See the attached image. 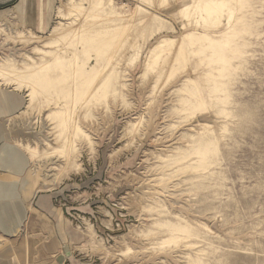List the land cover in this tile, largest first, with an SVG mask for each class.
I'll use <instances>...</instances> for the list:
<instances>
[{"label":"rangeland","instance_id":"rangeland-1","mask_svg":"<svg viewBox=\"0 0 264 264\" xmlns=\"http://www.w3.org/2000/svg\"><path fill=\"white\" fill-rule=\"evenodd\" d=\"M93 2L48 0L42 32L0 22L20 71L0 87L52 195L47 252L17 260L264 264V0Z\"/></svg>","mask_w":264,"mask_h":264},{"label":"crops","instance_id":"crops-1","mask_svg":"<svg viewBox=\"0 0 264 264\" xmlns=\"http://www.w3.org/2000/svg\"><path fill=\"white\" fill-rule=\"evenodd\" d=\"M16 2L0 7V22L16 13L27 28L38 32L47 28L48 0ZM22 107L15 89L0 87V238L7 241L0 246V264H20L17 253L26 247L33 248L34 255L47 252L52 195H47V183L32 172L35 159L26 149L32 135L14 118Z\"/></svg>","mask_w":264,"mask_h":264},{"label":"bare ground","instance_id":"bare-ground-1","mask_svg":"<svg viewBox=\"0 0 264 264\" xmlns=\"http://www.w3.org/2000/svg\"><path fill=\"white\" fill-rule=\"evenodd\" d=\"M93 4H95L96 5V3H95V0H94V2H93ZM97 7H100V3H98V5H97ZM212 7V6H211ZM68 10V9H67ZM71 10V9H70ZM80 10V8H74L73 10H71L70 11V13L72 14V13H76L77 11H79ZM65 12H67V11H65ZM59 17H61V18H64L63 16H65V14L63 13V12H59ZM68 17V16H67ZM125 17H126V19H128V17L127 16H121V21L123 22V21H126L125 20ZM129 17H130V15H129ZM133 18V17H132ZM131 18V19H132ZM127 21H129V19L127 20ZM127 23V22H126ZM63 24V23H62ZM123 24V23H122ZM121 25V24H120ZM127 25V24H126ZM115 26H117V24H115ZM65 27H63V25H58V26H56L53 30L54 31H62L63 29H64ZM118 26H117V28H116V30H118ZM66 30V29H65ZM64 31V30H63ZM127 32V31H126ZM124 33V35H127V33ZM4 34V33H3ZM32 34V33H31ZM129 34H131V33H128V36H129ZM20 35H22V34H20ZM30 35V34H29ZM131 36V35H130ZM27 37V36H26ZM31 37H33V38H39V36H37V35H34V34H32V36ZM126 37V36H125ZM10 39V38H9ZM31 39V38H30ZM131 41V40H130ZM121 42V41H120ZM165 42H168V41H165ZM118 43V42H117ZM169 43H172V45H174V40H169ZM133 47V46H132ZM174 47V46H173ZM138 48L139 47H136V45H135V52H134V54L132 55V58H134L135 57V53H136V51L138 50ZM169 50H171L170 48H169ZM172 51V50H171ZM177 52V51H176ZM53 53V52H52ZM174 54V53H173ZM56 57V56H55ZM56 59V58H55ZM75 58L73 59V63H71L69 66H68V68H69V72L72 74H74L75 72H76V70H77V68H76V64H75ZM43 62V61H42ZM58 62V61H57ZM44 64V63H43ZM42 64V65H43ZM45 64H47V63H45ZM28 66V65H27ZM39 66V69H43L44 67H42L41 65H38ZM106 68V67H105ZM37 69V68H36ZM47 70H48V68H46ZM35 69H33V68H31L30 66H28V71H30L31 72V76L29 77V78H27V81L28 82H32V81H34L33 80V78H34V74H36L35 73V71H34ZM62 70V69H61ZM104 70V69H103ZM102 70V71H103ZM106 70V69H105ZM8 72H12V73H14V74H18V73H20V71H17V69L15 68V66L14 65H12L11 63H6L5 65H0V73H8ZM88 72V74L89 73H92L93 72V69H91L90 71H87ZM105 73V72H104ZM93 74V73H92ZM37 76V75H36ZM35 76V77H36ZM91 76V75H90ZM103 76V75H102ZM93 77V76H92ZM41 78V77H40ZM38 79V78H37ZM46 79V78H45ZM83 81H86V80H88L89 78L87 77V74L86 75H84L82 78H81ZM27 82V83H28ZM70 112H71V110H70ZM68 113V112H67ZM73 117H74V115H72ZM67 117V116H66ZM63 120V119H62ZM71 120V119H70ZM63 122V121H62ZM66 122V121H65ZM72 122H73V120H72ZM71 123V122H70ZM73 124H74V122H73ZM68 125V124H67ZM72 128V127H71ZM26 149H27V151H28V153H30V155H31V157L33 158V159H36V157H38L39 155H38V151H37V149L34 147V148H28V147H26ZM64 149L65 150H69L70 149V147L69 146H65L64 147ZM62 153V154H64V153H66L64 150H59V149H54V151L52 152V154H56V153ZM45 157H47V153H45Z\"/></svg>","mask_w":264,"mask_h":264}]
</instances>
